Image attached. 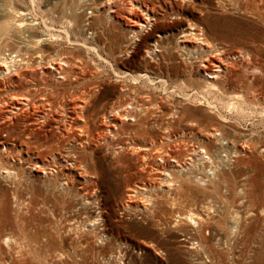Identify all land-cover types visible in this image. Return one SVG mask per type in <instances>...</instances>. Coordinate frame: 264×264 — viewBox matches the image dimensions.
<instances>
[{"label":"rangeland","instance_id":"rangeland-1","mask_svg":"<svg viewBox=\"0 0 264 264\" xmlns=\"http://www.w3.org/2000/svg\"><path fill=\"white\" fill-rule=\"evenodd\" d=\"M101 1L0 0V26L25 19L0 28V52L34 57L0 74L11 78L0 83L3 112L22 97L43 104L13 128L0 119L10 172H0V264H264V0H112L109 23ZM131 1L157 18L137 36ZM194 25L209 47L180 37ZM209 55L222 70L214 81L198 67ZM58 58L64 77L48 66ZM109 110L122 123L92 140ZM59 118L69 129L57 131ZM24 121L37 132L20 133ZM64 154L78 163L69 174ZM132 186L145 190L129 197Z\"/></svg>","mask_w":264,"mask_h":264},{"label":"bare ground","instance_id":"bare-ground-1","mask_svg":"<svg viewBox=\"0 0 264 264\" xmlns=\"http://www.w3.org/2000/svg\"><path fill=\"white\" fill-rule=\"evenodd\" d=\"M82 2L84 0H81ZM87 1V0H86ZM99 7L103 8V10H107V15H104L103 16V20L105 21V23H109L111 21V12H113L115 10L113 4H112V0H102L100 4H98ZM128 12H133L134 9H138L140 10V14L134 18H127L128 20L131 21V25L132 27L131 28V36H137L139 34H143V32L147 31L148 29H150L152 26L155 25L156 21H157V18L156 16L154 15L153 11L150 10V8H147V7H143L141 5H139L138 3H134L133 1H131L129 3V6H128ZM101 13V12H100ZM95 14V13H92V15ZM24 15V13H18L17 14V18H14L12 20H7L6 22H4V24H2L0 26L1 29L7 31L8 29H12V28H17V29H21L22 26L24 25V22H25V19L24 17L22 16ZM92 15H87L86 16V19L88 20V27L86 29H88V32L90 35L93 34L96 32V30L93 28V23L95 24V22L98 20L95 21L93 20L91 17ZM95 16V15H94ZM101 16V15H100ZM91 18V19H90ZM72 20V19H71ZM73 21V20H72ZM104 24V23H103ZM187 24L190 26V22H187ZM106 25V24H105ZM109 26V25H108ZM193 26V24H192ZM96 28V27H95ZM194 28V31H191L192 29ZM1 31V30H0ZM11 31V30H10ZM6 33V32H5ZM4 33V34H5ZM50 35V34H49ZM89 35V36H90ZM69 36V35H68ZM161 35L158 34V37H160ZM51 37V35H50ZM182 39H185L187 37H191V38H194L195 40H197L196 42L199 43L200 45H204L206 47H209L210 44L207 43L206 39L204 38H201L199 37V34L197 33V29L194 25V27H191L189 28V30H183L182 31V34L181 36ZM162 38V37H161ZM42 40L44 39H37L35 42H34V45H35V50L34 52L35 53H41L40 51V47H39V42H41ZM209 42V41H208ZM155 44V42H154ZM88 47H90V45H88ZM184 47V46H183ZM153 50V49H152ZM16 54V53H15ZM16 56V55H15ZM13 57V56H10L9 60L7 59V56L3 53V52H0V74H3V76L5 75H9L11 74V72L13 71L14 73L18 71L19 73V67L20 66H31V61L34 60V57L33 58H30V57H27V56H24V57H21L19 59H17L16 57ZM17 56H19L17 54ZM215 61V57L214 56H207L204 60H203V63L200 64L199 69H201L204 73H206L205 75L207 76V78H211L213 81L216 80L217 78L220 77V72L222 70H214L211 68V64ZM37 64H41V61H39ZM48 66H50V68L53 69V71H55L56 73H58L59 77H64V74L65 72L67 71L66 67H67V61L64 60L63 58H58L57 60H53L51 61ZM33 70V69H31ZM17 75V74H16ZM5 79H11V78H4ZM206 79V77H205ZM3 80V82H0V83H5ZM54 81H58L57 80V77L55 76V80ZM208 82V81H207ZM210 85H215L214 83H211L210 82ZM207 86V85H206ZM214 87V86H213ZM197 92V91H196ZM82 98V97H81ZM84 98V97H83ZM187 98V97H186ZM20 99H23L25 100V102H23L22 100ZM18 100L19 104L21 105H14L15 103L13 102L12 103V106H13V109H7V111L3 112V107L4 105L8 104L7 101L3 100L0 102V119H2L3 123L7 125V127H15L17 125V114H19L21 111L23 112L24 109H26L27 107L31 106V105H41V107L43 106V104H36L38 103V100H34L32 103H30V101L28 100L27 97H22ZM77 98L75 97L74 100H76ZM80 99V98H78ZM87 100V99H86ZM85 102V100H83ZM74 103H77L75 106L77 107V105H79L80 107H84V105L82 103H79V101L77 100V102H74ZM211 104V102H210ZM86 107V106H85ZM15 109V110H14ZM83 109V108H82ZM84 111V110H83ZM117 110H109L105 113H103L101 116H99L100 118V125H101V129H100V126H99V129H100V133L99 131L98 132H95L94 134L91 135V138L92 140L95 139V135L96 134H102V136L104 135L108 125H110L111 127H113V123L112 121L114 122V124H117V123H122V118L120 116H118L116 113ZM123 114V112H122ZM120 114V115H122ZM124 115H127V112L124 114ZM68 116V115H67ZM44 117V115H43ZM66 117V116H65ZM71 117V116H70ZM81 117H84V116H80ZM97 117V116H96ZM122 117H124L122 115ZM169 117H170V114H169ZM168 117V118H169ZM73 118V117H72ZM86 118V117H85ZM84 118V120H85ZM120 118V119H118ZM51 119V118H50ZM53 119V118H52ZM82 119V118H81ZM94 119H96L94 117ZM128 119V118H127ZM49 120V119H48ZM57 120V119H56ZM69 120V118L67 119ZM71 120V119H70ZM29 121V120H28ZM53 121V120H52ZM60 121V124H58V122ZM56 123L57 125H55V128L57 129V131L59 130V127L61 126L62 127V130L65 131L67 129H69L68 125L67 124V121H66V118H59V120H57ZM97 121V120H96ZM99 121V120H98ZM32 122V121H31ZM44 122V121H43ZM42 122V124H43ZM55 122V121H54ZM72 122V121H71ZM71 122H70V125H71ZM74 122V121H73ZM84 122V121H83ZM46 123V122H44ZM99 123V122H98ZM28 123H26L24 121V124H23V127L22 129L20 130V133H24L26 130H30L29 132V135H33L35 134L37 131L35 128H31L29 125H27ZM30 124V123H29ZM32 124V123H31ZM32 126V125H31ZM102 126H103V130H102ZM54 127H49V129L47 131L44 132V136L48 133V132H55ZM42 129V128H41ZM44 129V128H43ZM168 130H169V127H168ZM60 132V131H59ZM83 132V131H82ZM214 133V136H216L219 140L223 141V140H227L229 141L230 140V137L226 136V134L222 131V130H214L212 131ZM211 132V133H212ZM88 132H86L87 134ZM63 134V132H62ZM61 134V135H62ZM90 134V133H89ZM106 135V134H105ZM40 137V136H39ZM87 138V136H86ZM100 140V137L97 138ZM84 140V139H83ZM81 141V140H80ZM89 141V139H88ZM5 142H6V139L5 137H3L2 135H0V148L3 147L2 149H0V152H3L5 151L6 149V146H5ZM77 142V141H76ZM79 142V141H78ZM87 142V141H86ZM89 143V142H88ZM78 144H82L81 142H79ZM83 145V144H82ZM84 146V145H83ZM134 147V146H133ZM133 147H130L129 145V149L133 148ZM138 147V146H137ZM261 152L264 151V145L261 146ZM138 149V148H137ZM136 149V150H137ZM139 150V149H138ZM137 150V151H138ZM134 151V150H133ZM204 151L206 152V149L203 147L201 149V152ZM139 152V151H138ZM132 153V152H131ZM135 153V152H134ZM133 153V154H134ZM140 153V152H139ZM203 153V152H202ZM207 153V152H206ZM60 154V153H59ZM69 154V153H68ZM68 154H64L62 155L60 158L61 162H62V165L64 167V171L66 172V174H69L71 173V168L74 166L76 168L77 166V161L75 159H71L69 158V155ZM61 155V154H60ZM203 155V154H202ZM203 157V156H202ZM204 157H208V158H211L210 155H204ZM33 168H37V167H41L42 170H44V167L43 166V163L42 164H39L37 161H35V163L33 164ZM0 172H3L5 175L9 174L10 172L7 170V169H0ZM45 172V171H44ZM84 173V172H83ZM87 173V172H86ZM89 173V172H88ZM169 174V173H168ZM4 175V176H5ZM82 175V174H81ZM80 175V176H81ZM67 176V175H66ZM84 180H86V183L89 184L91 186V189H92V192L94 190V179H92L91 177H95V174L94 172H92L91 174H85L84 175ZM68 178V177H67ZM66 180V179H65ZM72 180V179H71ZM65 183V182H64ZM86 191H85V194H88L89 190L88 188H85ZM145 190V187L144 186H132L130 187V195H128L129 197L131 196V194L133 193H141V191ZM98 202V201H97ZM100 203V202H98ZM97 218H96V222L97 223H103L104 221V217L100 211V213L97 214ZM180 216L186 218L187 220H189V222H192V224L195 226V228L197 229H201V226H202V221L201 220H198L199 218H196L194 213L193 212H187V213H181ZM199 217V216H198ZM100 223V224H101Z\"/></svg>","mask_w":264,"mask_h":264}]
</instances>
